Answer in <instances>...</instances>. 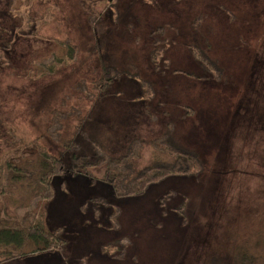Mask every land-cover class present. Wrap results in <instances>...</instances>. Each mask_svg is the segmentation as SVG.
I'll return each instance as SVG.
<instances>
[{
  "label": "rangeland",
  "instance_id": "1",
  "mask_svg": "<svg viewBox=\"0 0 264 264\" xmlns=\"http://www.w3.org/2000/svg\"><path fill=\"white\" fill-rule=\"evenodd\" d=\"M82 1L0 0V48L12 43L9 63L0 62V228L42 235L38 227L49 230L54 196L76 192L101 201L97 222L113 240L129 236L121 257L106 254V264H211L213 256L227 264H264V0H157L155 7L96 0L102 16L95 30ZM198 16L203 22L196 32ZM33 31L36 36L27 35ZM153 31L166 42L168 68L157 70L150 61ZM195 43L220 63L225 82L207 78L199 53L189 48ZM102 62L136 68L154 95L143 99L140 84L124 77L102 103L90 98ZM51 66L56 72L42 76ZM52 119L60 122L63 140L83 132L90 138L83 146L93 147L87 160L95 164L70 175V182L61 173L70 156L60 158L56 134L46 133ZM168 128L200 156L204 171L196 178L156 177L137 195L126 194L130 187L115 189L112 174L123 164L108 160L127 158L135 172L170 161L163 144ZM42 147L62 161L53 173L40 169ZM60 210L53 206V213ZM55 251L47 252L49 264H64ZM46 254L7 262L2 256L0 264H41L37 258Z\"/></svg>",
  "mask_w": 264,
  "mask_h": 264
},
{
  "label": "trees",
  "instance_id": "2",
  "mask_svg": "<svg viewBox=\"0 0 264 264\" xmlns=\"http://www.w3.org/2000/svg\"><path fill=\"white\" fill-rule=\"evenodd\" d=\"M84 1L87 4H85ZM144 2L151 7L157 6V0H144ZM82 4L84 6L83 10L87 15L88 23L90 27L95 30V27L99 23V20L102 16L101 12L97 11L96 9L98 3L96 0H83ZM202 17L203 16L196 17L192 24V28L196 32L201 28L203 22ZM168 26L169 27L166 26V29L172 28L171 25ZM33 32L34 33L27 35L36 36L35 33L37 32ZM158 32L159 31H153L154 41L152 50L150 51V61L157 70H159L162 65L165 68L169 67V61L165 60L163 57L166 53V42L160 41L159 36L155 37V35H158ZM10 43L11 42H9V44ZM157 43H164L165 45L157 47ZM9 44H6L3 48H0V62L2 64H5L6 62L9 63V59L6 55V52L9 50ZM99 45H97V47H99ZM205 45L206 48H210L208 43ZM202 47L203 46L197 43L189 46L190 49H193L196 53H199L201 57L200 58L198 56L199 63L205 69L204 71L207 78L217 81L224 80L223 82H225V70L221 67L220 63L214 59H211ZM71 49L75 51L74 46H72ZM101 68V77L96 82V86L94 88L97 94L89 95L90 98L99 101L102 100L100 101L102 103L103 100L111 96L116 83L121 81L124 77L140 84L144 90L143 99H149L154 95L152 84L147 79L142 78L136 68L132 67L133 72L130 70L122 71L116 65L105 62H102ZM55 72L56 66H51L47 68V70H43L42 76L52 75ZM35 75L38 77L37 73ZM186 75L190 76L188 74ZM85 84L86 83L81 82L79 85L80 88L83 89ZM115 95L119 94L116 93ZM52 120L53 121H51L49 125L50 127L48 126L46 129V133L52 137L53 134H56L55 141L59 142L63 148V153L60 155V158L64 155L70 156L69 164L62 166L61 168V173H64V176H66V179L68 182H70L74 179V177L71 178L70 175H81L82 171L85 170L87 166L95 164L87 160L91 154V151H93V147L90 149L86 148L85 144V147L83 146V143L90 139L83 132L78 133L75 137L76 139L74 138L72 141L63 140L62 135L60 136L59 133V129H61V125L59 124L60 122L58 120L55 121V119ZM57 125H60L59 128L52 130L53 127ZM78 129L81 130L82 128L79 126ZM91 136H94V134ZM96 136L99 138H104V134L102 136V133L100 132H97ZM43 138L44 136H40L37 138V142L43 140ZM163 138V144L165 148L170 151L173 156L170 161L157 160L153 164L135 172L127 158L118 157L108 160L109 163L116 165L123 164L121 171L112 174V180L114 181L115 189L124 187V189L128 190L127 188L130 187V190L126 194L137 195L141 193V185L153 182L156 177L162 175H180L189 178H196L204 171V163L202 162L200 156L195 151L184 148L178 144V142L172 137L171 130L169 128L163 134ZM101 141L103 142L102 139ZM36 146L37 145H35V147ZM132 148H134L133 143H131L130 148L127 149L128 155L131 153ZM71 149H73V151H71ZM40 152L42 156L40 169H47L49 173H53L56 164L61 162L62 165L61 159L59 157H53L50 155V153L44 147H42ZM100 159L101 157H98L95 161H102ZM1 173L2 172L0 169V196L3 195L5 191L2 183ZM129 175L130 179L128 180ZM19 177L21 176L18 174H12L11 178L17 179ZM60 181L62 182V179H60ZM62 183L64 184L65 182ZM58 199L63 201H58ZM68 200L69 202H67ZM100 203L101 202L94 198L85 199L76 192H69V194L60 192V195L59 193L56 194L51 204L48 205L49 210H47L46 222L49 220L51 222V224L48 226L49 230H45L44 227L42 229L38 227V230H40V234L42 235L29 234L19 228H0V257L4 256L3 260H5V262L12 261L14 259H29V256H33L36 253L46 254L47 252L55 251L58 247H60V249H57L60 251H55V253H59L56 254V256H61L64 264H85V262L86 264H106L104 261L106 254L113 258L116 256L120 258L129 245V236H124L122 234L124 237L121 236L120 238L113 240L112 238L115 236L113 233H110L99 227V223L97 222V214L100 212V209L102 210L103 207ZM53 206L61 207L59 213H53ZM184 210L185 202H183L180 208H178V214L181 215L182 218L184 217ZM120 221H122V218H120ZM102 230L105 233L100 232ZM98 231L100 233H97ZM128 234L130 235V232H128ZM102 239L103 241L105 240V242H102ZM28 250L31 251L27 252ZM48 255L49 254L47 253L46 256H41L37 259H42L41 262L43 264H49V259L52 257H48ZM114 261L117 264H120L119 261ZM123 261L124 260L121 262L123 263ZM211 264L227 263L218 256H213L211 259Z\"/></svg>",
  "mask_w": 264,
  "mask_h": 264
},
{
  "label": "crops",
  "instance_id": "3",
  "mask_svg": "<svg viewBox=\"0 0 264 264\" xmlns=\"http://www.w3.org/2000/svg\"><path fill=\"white\" fill-rule=\"evenodd\" d=\"M101 202V201H100ZM102 204V203H101ZM103 206V205H102ZM109 206L111 207V205L109 204ZM125 206V205H124ZM102 242H103V239H102ZM85 264H86V262H85Z\"/></svg>",
  "mask_w": 264,
  "mask_h": 264
}]
</instances>
